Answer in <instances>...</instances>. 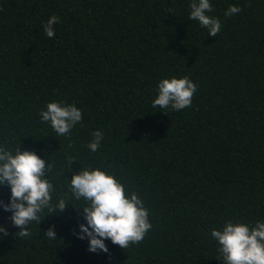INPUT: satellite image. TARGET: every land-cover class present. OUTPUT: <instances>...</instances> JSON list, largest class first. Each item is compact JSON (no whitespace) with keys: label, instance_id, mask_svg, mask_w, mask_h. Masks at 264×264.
Returning <instances> with one entry per match:
<instances>
[{"label":"trees","instance_id":"trees-1","mask_svg":"<svg viewBox=\"0 0 264 264\" xmlns=\"http://www.w3.org/2000/svg\"><path fill=\"white\" fill-rule=\"evenodd\" d=\"M190 3L0 0V143L51 157L54 197L68 194L65 176L81 164L114 172L153 225L139 243L107 240L108 253H93L75 234L82 209L46 211L21 239L0 209L9 233L0 264H224L212 229L264 220V0H212L210 15L222 22L215 37L189 19ZM229 5L241 11L226 17ZM53 15L60 22L49 39ZM173 76L196 83L191 106L153 108L157 83ZM57 100L83 110L59 138L39 116ZM96 130L104 140L91 153ZM9 197L0 186V200Z\"/></svg>","mask_w":264,"mask_h":264},{"label":"clouds","instance_id":"clouds-1","mask_svg":"<svg viewBox=\"0 0 264 264\" xmlns=\"http://www.w3.org/2000/svg\"><path fill=\"white\" fill-rule=\"evenodd\" d=\"M189 19L198 21L208 35L217 36L222 30L219 17L213 12L212 0H191ZM238 5H229L225 16L238 14ZM60 22L56 15L49 17L44 24V32L49 39L55 37V25ZM157 94L152 101L153 108L180 111L192 104L197 85L189 77L162 78L156 86ZM40 119L55 133L56 137L69 136L72 129L83 120V110L75 103L51 101L39 113ZM87 144L91 153L97 152L104 140V133L96 130ZM51 158V157H50ZM42 158L35 150L21 149V144L7 147L0 143V186L10 188L7 202L0 200V209L10 212L12 225L19 229L15 235L24 238L30 235L33 222L40 225L50 214H63L69 205L82 209L84 222L75 233L78 239L88 241V251L108 253L106 244L126 249L130 244L139 243L153 227L149 219V209L144 200L126 188L114 172L101 167L83 166L73 172L68 181V194L54 197L55 188L50 180L53 164ZM71 158L67 166L72 172ZM67 172V173H68ZM75 201L85 203L77 207ZM50 213L45 216V212ZM8 228L0 224V238L8 235ZM211 239L217 244V258L224 264H264V220L254 223L226 220L221 228H213ZM44 237L57 240L55 225L50 226ZM0 239V240H2Z\"/></svg>","mask_w":264,"mask_h":264}]
</instances>
